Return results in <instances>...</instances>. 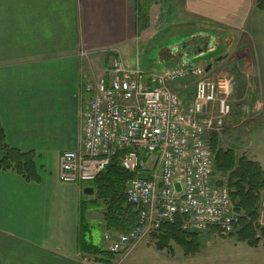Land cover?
<instances>
[{
    "label": "crops",
    "instance_id": "0c3cea01",
    "mask_svg": "<svg viewBox=\"0 0 264 264\" xmlns=\"http://www.w3.org/2000/svg\"><path fill=\"white\" fill-rule=\"evenodd\" d=\"M258 1L178 0L177 8L182 23L196 19L201 31L228 28L231 36L247 31L252 36L256 30L264 33ZM138 30V0H0V123L9 147L35 156L40 178L29 182L0 171V264L114 263L112 255L106 262L102 256L79 252L80 203L86 186L59 181V158L81 145L82 83L121 60L119 52L137 44ZM261 39L264 42V35ZM252 49L240 41L231 52L249 59L254 81L262 72L264 53ZM104 54L110 58L108 65L95 74L92 67ZM248 91L244 102L251 107V128L262 129L264 84L254 81ZM246 157L264 171L252 153ZM260 197L258 224L264 226L263 192ZM208 236L197 238L195 253L177 244L173 253L157 251L184 261L198 258L205 253ZM138 242L120 254L118 264ZM97 244L101 246V240ZM236 247L232 258L209 264H264V240L256 248L243 242Z\"/></svg>",
    "mask_w": 264,
    "mask_h": 264
},
{
    "label": "built area",
    "instance_id": "2783aa9c",
    "mask_svg": "<svg viewBox=\"0 0 264 264\" xmlns=\"http://www.w3.org/2000/svg\"><path fill=\"white\" fill-rule=\"evenodd\" d=\"M82 92L81 145L60 155L58 179L93 183L116 157L132 175L124 193L137 222L126 233L104 236L111 253L177 220L188 234L234 233L240 216L227 186L214 180L210 149L211 135L232 114L226 77L214 80L195 64L146 73L116 60L95 80H84Z\"/></svg>",
    "mask_w": 264,
    "mask_h": 264
},
{
    "label": "rangeland",
    "instance_id": "374dc122",
    "mask_svg": "<svg viewBox=\"0 0 264 264\" xmlns=\"http://www.w3.org/2000/svg\"><path fill=\"white\" fill-rule=\"evenodd\" d=\"M177 3L178 0H138L139 39L137 40V44L130 45L119 52L125 66L131 67L135 64L146 73L160 71L163 67L159 64L157 52L159 56L161 52H165L166 50L176 51V45L181 44L180 42L201 32L198 27L199 22H196V19L191 18L189 22L182 23ZM207 33H213L217 39L216 44L218 47L213 56L220 54L222 57L219 64L214 68L212 67L211 72H209L210 77L217 79L219 76H225L228 78V87L231 83L234 87V95L230 98V104L233 109L232 114L230 120L226 121L224 129L216 135L218 137L217 147L222 151H232L237 159H247L246 156L252 153V156L254 155V158L264 167V128H251V107L248 106L247 108V102H244L248 97V86L252 85V83L254 85V81L258 84H264V73H262L264 66L262 67L260 76L259 74L257 77L254 76L255 78L253 81L252 73H250V69L247 68L249 59L243 58V53L235 54V51L231 52V49H234V46H238L240 41H245L250 50L253 51L252 48L257 47L258 53L263 56L264 42L261 36L264 35V33L256 30L253 33L257 37L256 41L253 38L254 35H252L253 37L250 36L251 33L248 31L247 34L243 35L237 32L233 36H231V30L228 28L224 30L214 29ZM258 36L260 37L259 39ZM195 42L196 44L198 43V41ZM190 54H194V52L189 51V55ZM98 59L99 60L95 62V66L92 67V72H95V74L97 71L98 73L100 72L99 69L102 68V66L105 67L108 65L110 58L104 54L99 56ZM180 60V63L183 65L192 62L202 67H206L207 63L210 62L209 57L205 56H198L194 60L186 56H181ZM247 139L252 147L251 152H249ZM210 149L213 151L211 144ZM214 180L227 185V177L225 178L218 173L214 174ZM89 185L92 186L91 183ZM95 197L96 195L94 193L92 196H84L82 194L81 201L83 198L87 201H93ZM98 205L100 206L95 209L88 208L89 210L87 209V211H89V213L86 211V222L92 228L90 233H86V236L88 237L90 234L91 241L94 244H97V242L101 240V247L104 248L106 244L103 243L102 235L105 233L120 234V232H109L106 231L102 225H99L104 223L103 215L105 206L102 203ZM237 229L238 226L235 225V234L226 238L221 237L217 231H210L207 237L208 242L202 249L205 253L201 255V257L189 259L187 261L180 258L178 259L177 257L175 259L159 255L156 249V240L153 239V234L143 235L137 240L139 241L137 248L123 259L122 264H209L210 261L216 258L226 261L235 255V250L237 249L236 244L239 243L236 236ZM198 237L197 235V238ZM207 239L205 238V240ZM148 243L156 250L149 247ZM169 245H172L171 250L169 251L168 248L165 249V254L173 253L172 248L176 246L174 243H170ZM112 256L114 259L113 264H118L120 254H114ZM110 257L111 255L109 258Z\"/></svg>",
    "mask_w": 264,
    "mask_h": 264
},
{
    "label": "trees",
    "instance_id": "16d2710c",
    "mask_svg": "<svg viewBox=\"0 0 264 264\" xmlns=\"http://www.w3.org/2000/svg\"><path fill=\"white\" fill-rule=\"evenodd\" d=\"M256 9L264 11V0L256 3ZM217 138L215 134L211 135L210 144L215 156L216 173L227 177L231 199L235 203L236 211L240 214L236 231L237 240L256 248L260 240H264V226L258 224L260 196L261 192L264 193V171L256 162L237 159L232 151L219 149ZM34 159L35 156L32 153H24L7 145L0 123V171H11L26 181L37 183L40 178ZM131 176L119 166L118 157H116L92 183L95 200L87 201L84 197L80 203L78 250L81 254L102 256L106 262L109 260L105 258L108 259L107 257L111 255L99 244L92 243L90 234L86 236V233H90L92 229L86 222L85 214L88 208L95 209L100 206L98 205L100 203L105 206L103 227L106 231L124 233L136 224V210L127 202L124 193V185ZM153 239L156 240L158 251L167 249L170 243L182 246L187 253L192 252L190 249H193L195 253L199 248L197 236L181 231L179 220L173 224H163L158 235H153Z\"/></svg>",
    "mask_w": 264,
    "mask_h": 264
},
{
    "label": "flooded vegetation",
    "instance_id": "af4514ba",
    "mask_svg": "<svg viewBox=\"0 0 264 264\" xmlns=\"http://www.w3.org/2000/svg\"><path fill=\"white\" fill-rule=\"evenodd\" d=\"M209 32V31H208ZM198 36V37H195ZM195 41H198L196 44ZM216 37L213 33H207V31H201L200 33H197L196 35L192 36L191 38L188 39V41H182L180 42L181 44L176 45L175 50L176 51H165L161 52V55L158 52L157 58L159 61V64L162 66L164 65L165 62H174L177 61L178 63L181 62L180 58L181 56H190L189 51L194 52V54H198L199 56H205L209 57L210 64H212L214 67L219 64L215 63L218 58H222L219 55L213 56V54L216 52L218 45L216 44ZM180 46L181 52H178V47ZM176 52V53H174ZM196 52V53H195Z\"/></svg>",
    "mask_w": 264,
    "mask_h": 264
},
{
    "label": "water",
    "instance_id": "95a60500",
    "mask_svg": "<svg viewBox=\"0 0 264 264\" xmlns=\"http://www.w3.org/2000/svg\"><path fill=\"white\" fill-rule=\"evenodd\" d=\"M184 41H188V39H186ZM178 48H179L178 52H181L182 50H181L180 46ZM198 56H199L198 54H190V56H187V58H189L191 60H194ZM221 59L222 58H218L215 63H218ZM178 66H180V64L177 61H174V62H165L162 67H163V69L166 70V69H171V68H175V67H178ZM210 69H211V65L207 66L205 71L208 72ZM175 187H176V190L179 192L180 188H179L178 182H176ZM93 193H94V190L91 187H86V188L83 189V194L85 196H92Z\"/></svg>",
    "mask_w": 264,
    "mask_h": 264
}]
</instances>
